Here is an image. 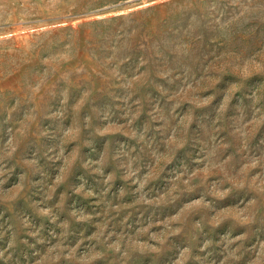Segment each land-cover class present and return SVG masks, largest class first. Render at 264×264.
I'll list each match as a JSON object with an SVG mask.
<instances>
[{
	"label": "rangeland",
	"instance_id": "obj_1",
	"mask_svg": "<svg viewBox=\"0 0 264 264\" xmlns=\"http://www.w3.org/2000/svg\"><path fill=\"white\" fill-rule=\"evenodd\" d=\"M0 264H264V0H0Z\"/></svg>",
	"mask_w": 264,
	"mask_h": 264
}]
</instances>
